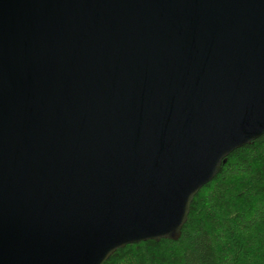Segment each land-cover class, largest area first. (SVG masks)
I'll list each match as a JSON object with an SVG mask.
<instances>
[{"label":"water","instance_id":"1","mask_svg":"<svg viewBox=\"0 0 264 264\" xmlns=\"http://www.w3.org/2000/svg\"><path fill=\"white\" fill-rule=\"evenodd\" d=\"M264 136V0H0V264L178 241Z\"/></svg>","mask_w":264,"mask_h":264},{"label":"trees","instance_id":"2","mask_svg":"<svg viewBox=\"0 0 264 264\" xmlns=\"http://www.w3.org/2000/svg\"><path fill=\"white\" fill-rule=\"evenodd\" d=\"M105 264H264V136L194 198L178 241L128 245Z\"/></svg>","mask_w":264,"mask_h":264}]
</instances>
